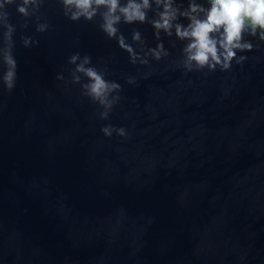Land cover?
<instances>
[{
	"label": "water",
	"instance_id": "1",
	"mask_svg": "<svg viewBox=\"0 0 264 264\" xmlns=\"http://www.w3.org/2000/svg\"><path fill=\"white\" fill-rule=\"evenodd\" d=\"M18 2L4 9L17 82L0 88V264H264V44L189 70L185 42L161 32L166 54L130 63L97 19L45 0L38 34ZM117 28L157 43L148 22ZM73 53L119 85L107 110L71 82Z\"/></svg>",
	"mask_w": 264,
	"mask_h": 264
},
{
	"label": "clouds",
	"instance_id": "2",
	"mask_svg": "<svg viewBox=\"0 0 264 264\" xmlns=\"http://www.w3.org/2000/svg\"><path fill=\"white\" fill-rule=\"evenodd\" d=\"M14 0H0V88L11 92L17 82V60L14 55V26L7 21L5 7ZM45 0H19L16 12L33 20V32L42 34L49 30V23L37 15ZM60 15L69 22L98 20L97 28L107 38H115L116 45L127 53L130 63H146V57L159 59L166 54L159 42L160 33L175 36L184 41L182 53L184 67L191 69L207 68L227 70L233 62L242 65L250 58L245 53L264 44V0H207V7L187 0H57ZM151 12V17L149 13ZM186 21L181 23L180 21ZM148 22L157 40L155 47H143L138 31H132L130 42L118 34L117 25L143 24ZM19 44L28 49L34 48L39 41L32 35H20ZM133 44H139L134 49ZM143 53V57L141 56ZM239 53V55H237ZM72 65L71 82L78 83L82 75L86 83L81 85L83 94L104 109L111 107L116 99H109V94L119 89L115 82L106 81L102 75L90 66L87 55L73 53L67 57ZM55 80H64L61 73H56ZM106 113H101V118ZM104 136L111 134V129H100ZM123 135V129H117Z\"/></svg>",
	"mask_w": 264,
	"mask_h": 264
}]
</instances>
